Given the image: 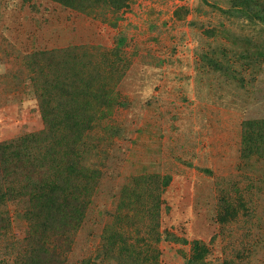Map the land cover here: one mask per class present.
<instances>
[{
	"label": "rangeland",
	"instance_id": "374dc122",
	"mask_svg": "<svg viewBox=\"0 0 264 264\" xmlns=\"http://www.w3.org/2000/svg\"><path fill=\"white\" fill-rule=\"evenodd\" d=\"M9 141L0 264H264V0H0Z\"/></svg>",
	"mask_w": 264,
	"mask_h": 264
},
{
	"label": "trees",
	"instance_id": "16d2710c",
	"mask_svg": "<svg viewBox=\"0 0 264 264\" xmlns=\"http://www.w3.org/2000/svg\"><path fill=\"white\" fill-rule=\"evenodd\" d=\"M12 141H14V140H12ZM8 143H11V141L0 143V147H3V146H5V145H7ZM3 154H4V153L1 152V150H0V164L3 162V159L1 158V155H3Z\"/></svg>",
	"mask_w": 264,
	"mask_h": 264
}]
</instances>
